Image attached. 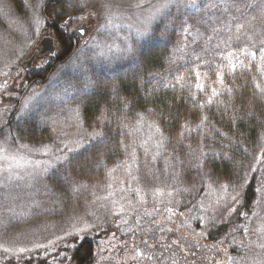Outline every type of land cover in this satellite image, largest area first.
<instances>
[{"label": "trees", "instance_id": "1", "mask_svg": "<svg viewBox=\"0 0 264 264\" xmlns=\"http://www.w3.org/2000/svg\"><path fill=\"white\" fill-rule=\"evenodd\" d=\"M207 1L215 7L201 8L182 16L181 21L175 20L169 34L160 27L134 59L127 56L103 67L99 78L76 101L84 129L102 135L92 137L85 147L48 173L44 184L52 191L41 202L48 208L61 207L58 218H76L82 208L92 204L89 187L101 193L105 182L111 181L108 170L131 158L143 185L172 183L187 195L178 208L180 212L195 210L210 183L227 185L228 199H236L226 210L233 205L235 209L226 220L210 228L204 238L215 247L242 238L248 218L264 193V182L260 181L264 165V99L255 87L256 82L264 87V64L259 59L264 0ZM67 2L52 0L41 12L59 49L55 58L44 57L49 64L34 66L32 72L20 65L26 82H47L80 46L82 39L70 34L79 21L74 16L70 19ZM237 24L245 25L239 33ZM9 34L8 51H13L23 38L19 32ZM253 44L257 46L252 48ZM245 46L257 52L256 60L239 53ZM230 51L243 61L235 70L225 59ZM213 88L218 95L212 96L209 103ZM16 110L6 123L0 124V135L4 129H11L17 141L47 142L49 125L38 116L31 122L22 119L15 127ZM203 117L207 119L202 122ZM54 175L59 179L52 178ZM113 183L119 191V185ZM171 246L177 250L168 251ZM165 247L168 249L162 254L169 255L165 256V264L195 263L187 260V249L181 243ZM97 251L96 240L85 237L70 249L68 261L91 264Z\"/></svg>", "mask_w": 264, "mask_h": 264}, {"label": "rangeland", "instance_id": "2", "mask_svg": "<svg viewBox=\"0 0 264 264\" xmlns=\"http://www.w3.org/2000/svg\"><path fill=\"white\" fill-rule=\"evenodd\" d=\"M14 1L0 0V124L17 109L15 127L22 119L31 122L39 116L50 128L47 142L39 144L17 141L11 129H4L0 135V264H70V249L85 237L97 244L96 259L91 264H165L169 255L162 251L176 241L187 249V260L194 264H264V193L248 218L242 238L219 247L208 245L204 237L235 209L233 205L226 210L233 202L228 199L229 188L210 183L195 210L180 212L178 208L187 195L172 183L143 185L131 158L108 170L111 181L105 182L101 193L89 187L92 204L71 221L58 218L61 207L48 208L41 202L52 191L44 184L48 173L93 137V129L83 127L76 101L99 78L103 67L127 56L134 59L147 39L164 28L162 24L172 21L166 29L169 34L175 20L196 11L184 8L182 0H177L167 9L163 23L154 22L149 35L140 37L138 30L143 31L147 18L165 0H144L139 8L135 5L140 0H111L110 11L102 7L103 0H66L68 13L78 24L94 19L92 29L74 56L47 82L31 85L35 80L26 82L21 62L38 48L44 34L55 36L45 27L41 13L50 0H16L18 5ZM198 3L204 8L208 1ZM10 31L19 32L23 38L13 51H8ZM44 57L34 66L49 64ZM261 174L260 181L264 182V165ZM52 178L59 179L55 175ZM34 203L39 207H32ZM169 250L177 249L171 246Z\"/></svg>", "mask_w": 264, "mask_h": 264}, {"label": "snow or ice", "instance_id": "3", "mask_svg": "<svg viewBox=\"0 0 264 264\" xmlns=\"http://www.w3.org/2000/svg\"><path fill=\"white\" fill-rule=\"evenodd\" d=\"M143 3H144V0H140V2L137 3L135 6L138 7V8L142 7ZM176 3H177V0H165V2L163 4H161L158 8H156L155 11L152 12L151 15L147 18V22H146L145 28L143 29V31L138 30V32H137L138 36H140V37L148 36L149 33H150V30H151L150 29V25L153 24L154 22L163 23V21L165 20V18L168 15L167 9H169L170 6L176 5ZM182 3H183V7L186 8V9H192V10H195V11H200L201 10L200 5L198 3V0H182ZM83 6L87 7V3L85 2V4ZM102 7L105 10H109L110 11V9L112 7L111 0H103ZM203 7L204 8L215 7V5H209V4L206 3V4L203 5ZM261 11H262V14H264V8H262ZM89 15H92V13H89ZM70 19H73V18L70 17ZM233 19H235V18L233 17ZM253 19H255V17H253ZM67 23H68V21H65V24H67ZM109 23H111V20H109ZM171 23H172V21L169 20L168 23L164 24V30H166L167 27ZM235 27H236L237 33H239V32H241L242 29L245 28V25L244 24H237ZM80 30L83 32V29H80ZM184 30L187 31V29H184ZM162 34H163V31H162ZM248 38H249V40L252 39L251 36H249ZM236 39H239V36H237ZM256 46H257L256 44H253L252 48H255ZM252 48H249V47L245 46L244 48H241L238 51H239L240 54H247V55L251 56L252 60H256L257 59V52L253 51ZM234 58L236 60L235 63H233V59ZM225 59L228 60V66L232 70H235L237 65H243V61L239 60L238 56H234V53L231 52V51L227 53V56L225 57ZM259 59L262 62V64H264V34H262L260 36V38H259ZM261 71L264 72V68H261ZM197 75L199 76V74H197ZM217 75L220 76L221 73H217ZM220 83H223V81L221 80ZM197 87L203 88V85L202 84H198ZM255 87L259 90V92L261 94V98L264 99V87L261 86L260 82H256ZM216 95H218V90L213 88L211 96L209 97L208 102L211 103L212 96H216ZM206 119H207V117H203L202 118V122H203V120H206ZM92 135H93V137H95L96 135H102V133H94ZM9 179H11V177H9ZM223 187L226 189L227 185H224ZM232 199L235 200L236 198L233 197ZM32 207H37L38 208L39 204L38 203H34L32 205ZM124 210L125 209L123 207H121L119 209V211H121V212H123ZM231 210L234 211V209H231ZM29 211H31V208H29ZM169 211L171 212L172 210L169 209ZM173 214H175V213H173ZM181 215H183V213H181ZM4 250L5 251H10V249H7V248H5ZM19 251L22 252V251H25V250L24 249H20Z\"/></svg>", "mask_w": 264, "mask_h": 264}, {"label": "water", "instance_id": "4", "mask_svg": "<svg viewBox=\"0 0 264 264\" xmlns=\"http://www.w3.org/2000/svg\"><path fill=\"white\" fill-rule=\"evenodd\" d=\"M51 1L52 0H50L48 4H50ZM91 28L92 26L88 22L77 24L71 32V36H78L80 39H83L88 35ZM80 29H83V32ZM58 49L59 43L56 41V38L54 36L43 35L39 40L38 49H36L29 58L24 59L21 62L22 67L25 71L32 72L34 70V62L38 57L49 55L50 58H54Z\"/></svg>", "mask_w": 264, "mask_h": 264}, {"label": "flooded vegetation", "instance_id": "5", "mask_svg": "<svg viewBox=\"0 0 264 264\" xmlns=\"http://www.w3.org/2000/svg\"><path fill=\"white\" fill-rule=\"evenodd\" d=\"M93 23H94V21H90V22H89V24H91V25H92ZM71 31H72V30H71ZM70 34H71V32H70ZM73 38L75 39V38H76V36H75V37H73ZM55 63H57V62H55ZM158 256H160V255H158Z\"/></svg>", "mask_w": 264, "mask_h": 264}]
</instances>
